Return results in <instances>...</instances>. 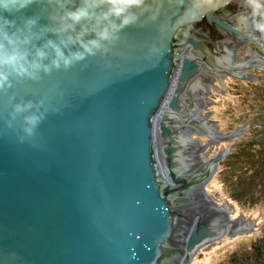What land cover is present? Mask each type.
Instances as JSON below:
<instances>
[{
  "label": "water",
  "instance_id": "95a60500",
  "mask_svg": "<svg viewBox=\"0 0 264 264\" xmlns=\"http://www.w3.org/2000/svg\"><path fill=\"white\" fill-rule=\"evenodd\" d=\"M146 3L107 55L0 92V264H190L251 223L217 183L235 132L211 93L264 59V5ZM28 101L45 113L32 136L10 116Z\"/></svg>",
  "mask_w": 264,
  "mask_h": 264
},
{
  "label": "clouds",
  "instance_id": "9594fccd",
  "mask_svg": "<svg viewBox=\"0 0 264 264\" xmlns=\"http://www.w3.org/2000/svg\"><path fill=\"white\" fill-rule=\"evenodd\" d=\"M249 2L254 12L264 5V0ZM33 4L34 0H0V92L12 88L14 80L39 81L41 73L67 71L90 57L107 55L122 30L138 25L142 13L154 11L146 0H48L41 23L40 15L29 11ZM42 105L43 101L12 105V120L19 116L28 136L45 118Z\"/></svg>",
  "mask_w": 264,
  "mask_h": 264
},
{
  "label": "rangeland",
  "instance_id": "374dc122",
  "mask_svg": "<svg viewBox=\"0 0 264 264\" xmlns=\"http://www.w3.org/2000/svg\"><path fill=\"white\" fill-rule=\"evenodd\" d=\"M245 72L246 79L229 75L222 78L223 85L218 82L211 93V121L225 136L235 132L233 137L226 138L227 150L218 162L217 183L226 200L249 213L251 223L240 233L201 247L190 264H206L207 258V264H233L232 254L238 255L237 259L248 254L252 259V246L264 238V187L257 185L242 200L233 197L238 181L242 177L245 182L250 181L253 175L250 166L244 170L243 163H236V150L246 143L255 151L264 146V70L252 67ZM260 260L259 264H264L263 252Z\"/></svg>",
  "mask_w": 264,
  "mask_h": 264
},
{
  "label": "trees",
  "instance_id": "16d2710c",
  "mask_svg": "<svg viewBox=\"0 0 264 264\" xmlns=\"http://www.w3.org/2000/svg\"><path fill=\"white\" fill-rule=\"evenodd\" d=\"M254 144V143H251ZM259 144V142H258ZM236 155H237V161L236 163L238 164H244L246 167L244 170L250 166L253 170V175L250 176V181H244V177H242L237 185H236V191L233 193L234 199H239L242 200L246 198L247 195H249V191L252 193V190L256 188L258 185H262L264 187V146L263 144L260 146L259 150H252V147L249 143L246 144H240L238 150H236ZM253 156V160L252 157ZM234 160V161H235ZM250 168V169H251ZM245 183V184H244ZM248 184V186H245ZM237 186H241V188H237ZM246 187L248 188L246 190ZM262 187V188H263ZM254 194V193H253ZM242 198V199H241ZM253 251L255 252V256L253 255L251 259V255L248 256V254L244 257H240L237 259L239 256L236 254H232L231 256V262L233 264H252L251 262H254V264H259L260 263V257L263 252L264 255V238L259 241V243L254 244Z\"/></svg>",
  "mask_w": 264,
  "mask_h": 264
},
{
  "label": "bare ground",
  "instance_id": "6f19581e",
  "mask_svg": "<svg viewBox=\"0 0 264 264\" xmlns=\"http://www.w3.org/2000/svg\"><path fill=\"white\" fill-rule=\"evenodd\" d=\"M252 67L257 68V69L264 70V60L263 59L260 60L259 62H257L254 65L248 67L247 69L252 68ZM247 69H245L243 71H240V72H237L234 75L235 76H238L239 78L246 79L248 77V74L245 72ZM208 262H209V258L206 259L205 263L207 264Z\"/></svg>",
  "mask_w": 264,
  "mask_h": 264
}]
</instances>
